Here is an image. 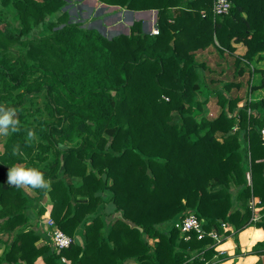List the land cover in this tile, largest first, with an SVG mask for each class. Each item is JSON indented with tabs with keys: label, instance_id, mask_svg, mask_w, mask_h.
<instances>
[{
	"label": "trees",
	"instance_id": "16d2710c",
	"mask_svg": "<svg viewBox=\"0 0 264 264\" xmlns=\"http://www.w3.org/2000/svg\"><path fill=\"white\" fill-rule=\"evenodd\" d=\"M68 1L0 0V105L20 115L0 150V264H35L40 256L45 264L61 256L70 264L221 262L216 246L227 236L264 228V98L218 92L220 113L205 116L207 65L197 53L213 45L234 54L233 43H242L238 65L260 58L264 0H230L222 16L214 0H98L158 11V34L137 20L129 34L112 37L73 23ZM40 94L46 117L28 121L24 113ZM17 164L38 168L49 186L8 184ZM46 195L64 232L74 238L80 228L81 245L74 238L55 250L22 229L31 219L27 200ZM191 211L220 242L181 236L173 223Z\"/></svg>",
	"mask_w": 264,
	"mask_h": 264
},
{
	"label": "crops",
	"instance_id": "0c3cea01",
	"mask_svg": "<svg viewBox=\"0 0 264 264\" xmlns=\"http://www.w3.org/2000/svg\"><path fill=\"white\" fill-rule=\"evenodd\" d=\"M114 10H117L118 14L122 15L121 12L123 8L118 6V8ZM145 18L152 19L153 21V17L147 16ZM152 21L150 20L149 25ZM145 24L146 23H143L144 31ZM149 25L146 30H149ZM154 26H157V23L154 24L153 27ZM233 44L236 48L234 54L226 52L224 55H220L213 45L206 49L199 50L197 53V60L205 62L207 65L205 72L207 81L202 87L199 96V100L205 101L203 114L207 117L213 118L220 113L221 107L218 104V92L224 91L230 96H248L253 101L264 98V52L261 54L260 58H256L250 65L246 64L244 60H241L238 65L234 55H244L247 47L242 43ZM227 73H231V76ZM227 84H229L228 88H226ZM210 114H216V116H210ZM49 189L50 187L48 190ZM28 190H30V188H28ZM17 201L19 203V199ZM27 201V203H29L28 216H30L31 219L22 229H33L37 231L41 237L38 243H44L51 247L50 229L46 224L48 218H52L53 205L49 204L50 197L46 195L43 199L31 198V200ZM255 202H258V199H256ZM41 206L45 208L43 214L38 211V207ZM105 209L107 213H112L114 205L112 203H106ZM259 210L260 208H257L254 214V220H259L261 217L262 214ZM118 216L119 213L115 215L112 214L107 218L108 221L106 220V222H110ZM0 221H3V219H0ZM79 229L75 233L74 238L76 240L75 242L81 245L82 238L79 235ZM231 229L232 227L229 226L228 230ZM149 242L154 244L155 240L150 239ZM4 249L5 244L0 242V255H2ZM216 250L221 256H224V259L217 264H264V228L258 227L255 224L249 225L237 234L227 236L216 246ZM132 263V260H128L125 264ZM35 264H45L44 257H38Z\"/></svg>",
	"mask_w": 264,
	"mask_h": 264
},
{
	"label": "rangeland",
	"instance_id": "374dc122",
	"mask_svg": "<svg viewBox=\"0 0 264 264\" xmlns=\"http://www.w3.org/2000/svg\"><path fill=\"white\" fill-rule=\"evenodd\" d=\"M68 3H70L71 5L67 8V11H69L71 16L70 19L73 23H77L82 27H95L106 37L116 36L120 33H124L126 31V27L130 26L132 16L129 13L125 12V8H123L121 15L118 14L117 10L110 9L108 7L103 8L101 5L102 3H99L98 0H71L68 1ZM80 5L82 6L80 7ZM12 18L13 17H11L10 20L13 22V28L17 32H19L22 28L21 23L19 20H13ZM137 20H142L143 23H146L144 25L145 30L148 29L150 20L152 21V19H148L145 17H142L141 19H137L136 17H134V21ZM41 30H43V27H40L37 32H40ZM12 53L15 57L16 54H18V50L14 49ZM227 74L231 76V73ZM12 101L16 102L17 100L13 99L10 102ZM44 103L45 96L43 94L34 96L33 104L31 105V107L27 108L24 113L26 119H28V121H35L36 119L45 116ZM210 116H216V114H210ZM19 117L20 115L18 113L16 118L19 119ZM6 136L0 135V150L3 148V141L6 139ZM41 166L43 168H46V162L41 163Z\"/></svg>",
	"mask_w": 264,
	"mask_h": 264
},
{
	"label": "built area",
	"instance_id": "2783aa9c",
	"mask_svg": "<svg viewBox=\"0 0 264 264\" xmlns=\"http://www.w3.org/2000/svg\"><path fill=\"white\" fill-rule=\"evenodd\" d=\"M232 8V2L230 0H214L212 11L214 15L222 16L230 13ZM153 34H158L159 29L157 26L152 28ZM254 202L252 205H254ZM47 226L50 229L51 245L55 250H63L69 248L74 243V238L64 232L51 217L46 221ZM205 221L200 218L195 212L191 211L186 213L182 218L173 223V227L180 231L181 236L185 240H191L195 234L198 239H203L206 235L214 238L217 242H220L221 235L217 231H206L204 228ZM223 229L228 231L229 225L223 224ZM60 261L62 264H70L65 256H61Z\"/></svg>",
	"mask_w": 264,
	"mask_h": 264
},
{
	"label": "clouds",
	"instance_id": "9594fccd",
	"mask_svg": "<svg viewBox=\"0 0 264 264\" xmlns=\"http://www.w3.org/2000/svg\"><path fill=\"white\" fill-rule=\"evenodd\" d=\"M16 110L0 105V135H8L19 128V120L15 118ZM29 132V138L32 137ZM8 184L16 187L31 186L33 188H47L49 186L43 172L35 167H27L23 164L13 165L8 170Z\"/></svg>",
	"mask_w": 264,
	"mask_h": 264
},
{
	"label": "water",
	"instance_id": "95a60500",
	"mask_svg": "<svg viewBox=\"0 0 264 264\" xmlns=\"http://www.w3.org/2000/svg\"><path fill=\"white\" fill-rule=\"evenodd\" d=\"M101 5H102L103 8H107V7L110 8V9L118 8V6H116V5H110L109 6V5L105 4V3H102ZM81 6L82 5H80V7ZM66 8H68V6L65 7V9ZM125 12L129 13L132 16L131 21H130V26L133 24L134 17H136L137 19H141L142 17H147V16L153 17V21L149 25V30H145L148 33H152V27H153L154 24L157 23V14H158L157 10H155V9L141 10V11L125 10ZM124 33L125 34H129L130 33L129 32V27H126V31ZM110 37H112V36H110ZM17 115H18V113L15 114V118L17 117Z\"/></svg>",
	"mask_w": 264,
	"mask_h": 264
}]
</instances>
